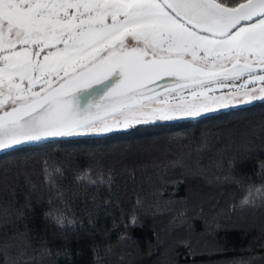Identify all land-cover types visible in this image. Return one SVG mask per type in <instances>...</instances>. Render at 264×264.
I'll return each mask as SVG.
<instances>
[{
    "label": "trees",
    "instance_id": "obj_1",
    "mask_svg": "<svg viewBox=\"0 0 264 264\" xmlns=\"http://www.w3.org/2000/svg\"><path fill=\"white\" fill-rule=\"evenodd\" d=\"M261 122L258 101L0 154V264H264V203L240 207L264 185Z\"/></svg>",
    "mask_w": 264,
    "mask_h": 264
},
{
    "label": "snow or ice",
    "instance_id": "obj_2",
    "mask_svg": "<svg viewBox=\"0 0 264 264\" xmlns=\"http://www.w3.org/2000/svg\"><path fill=\"white\" fill-rule=\"evenodd\" d=\"M258 101L264 0H0V152ZM257 201L250 184L240 207Z\"/></svg>",
    "mask_w": 264,
    "mask_h": 264
},
{
    "label": "water",
    "instance_id": "obj_3",
    "mask_svg": "<svg viewBox=\"0 0 264 264\" xmlns=\"http://www.w3.org/2000/svg\"><path fill=\"white\" fill-rule=\"evenodd\" d=\"M168 83H170V79H164V80H161V81H159V84L162 86V85H166V84H168ZM154 87H155V85H154ZM53 140H56V139H48V140H43V141H41V142H39V143H22L19 147H16V148H12V149H10L9 151H12V150H15V149H17V148H20V147H24V146H29V145H34V144H43V143H46V142H50V141H53ZM8 152V151H7ZM2 153H4V152H0V154H2Z\"/></svg>",
    "mask_w": 264,
    "mask_h": 264
},
{
    "label": "rangeland",
    "instance_id": "obj_4",
    "mask_svg": "<svg viewBox=\"0 0 264 264\" xmlns=\"http://www.w3.org/2000/svg\"><path fill=\"white\" fill-rule=\"evenodd\" d=\"M258 86H259V85H258ZM217 94H219V93H217ZM189 99H191V97H189ZM211 107H212V108H215V105H211ZM132 126H134V125H132ZM132 126H130L129 128H131ZM129 128H128V129H129ZM112 131H121V130H119V129H113ZM112 131H111V132H112Z\"/></svg>",
    "mask_w": 264,
    "mask_h": 264
},
{
    "label": "flooded vegetation",
    "instance_id": "obj_5",
    "mask_svg": "<svg viewBox=\"0 0 264 264\" xmlns=\"http://www.w3.org/2000/svg\"><path fill=\"white\" fill-rule=\"evenodd\" d=\"M175 119H179V116H177ZM174 120V119H173Z\"/></svg>",
    "mask_w": 264,
    "mask_h": 264
}]
</instances>
